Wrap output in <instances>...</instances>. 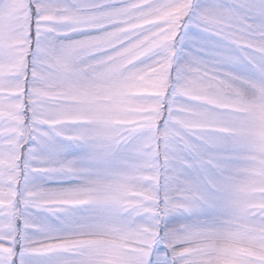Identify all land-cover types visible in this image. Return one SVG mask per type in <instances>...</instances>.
I'll use <instances>...</instances> for the list:
<instances>
[{
    "label": "snow or ice",
    "instance_id": "snow-or-ice-1",
    "mask_svg": "<svg viewBox=\"0 0 264 264\" xmlns=\"http://www.w3.org/2000/svg\"><path fill=\"white\" fill-rule=\"evenodd\" d=\"M0 264H264V0H0Z\"/></svg>",
    "mask_w": 264,
    "mask_h": 264
}]
</instances>
